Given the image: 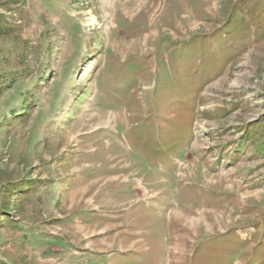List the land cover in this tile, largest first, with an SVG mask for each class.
<instances>
[{
  "label": "rangeland",
  "instance_id": "1",
  "mask_svg": "<svg viewBox=\"0 0 264 264\" xmlns=\"http://www.w3.org/2000/svg\"><path fill=\"white\" fill-rule=\"evenodd\" d=\"M0 264H264V0H0Z\"/></svg>",
  "mask_w": 264,
  "mask_h": 264
}]
</instances>
